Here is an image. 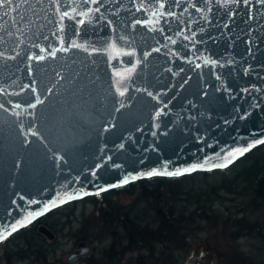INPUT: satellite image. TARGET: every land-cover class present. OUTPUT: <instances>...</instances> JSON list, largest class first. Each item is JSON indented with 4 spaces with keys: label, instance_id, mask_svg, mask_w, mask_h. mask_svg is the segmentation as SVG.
Instances as JSON below:
<instances>
[{
    "label": "water",
    "instance_id": "95a60500",
    "mask_svg": "<svg viewBox=\"0 0 264 264\" xmlns=\"http://www.w3.org/2000/svg\"><path fill=\"white\" fill-rule=\"evenodd\" d=\"M262 142L264 0H0V241L70 200ZM90 248L78 237L66 258Z\"/></svg>",
    "mask_w": 264,
    "mask_h": 264
},
{
    "label": "rangeland",
    "instance_id": "374dc122",
    "mask_svg": "<svg viewBox=\"0 0 264 264\" xmlns=\"http://www.w3.org/2000/svg\"><path fill=\"white\" fill-rule=\"evenodd\" d=\"M253 150V149H252ZM252 150H249L244 155L236 159L228 166L221 168L207 169L203 171H194L186 174H181L183 180L181 183L174 184V188H169L167 183L160 186L159 189L154 190L155 194H164L167 202L176 200V197L172 195L174 191H178L179 186L186 187L189 191V196L194 199L198 196L200 199L209 195L208 199L211 201L213 207V214L211 219H197V230L193 235H190L186 240V246L182 248L180 246H174L169 242H155L156 252L160 255H165L171 252L176 256L177 263L188 253L191 244L196 241L198 237L202 238V241L208 244L207 251L196 261L191 264H228L235 251H241L244 254H253V251L259 249L258 245L262 244V241L248 233L234 236L235 227L229 225L227 222V215L240 216L244 215L246 211L243 207H250L248 204L253 197L251 188L252 176L248 171V161L252 157ZM179 174V176H181ZM187 175V176H186ZM144 186L150 192L152 187L150 182ZM116 187V186H115ZM140 184L137 183L133 190L129 191L124 188L117 189L115 193L104 191L99 194L102 205H106L110 199L114 200L117 206L126 210L127 213L135 214L139 217L141 223H148L155 218V211L151 203L150 197L147 194L140 193ZM114 188V187H112ZM111 188V189H112ZM110 189V188H109ZM109 192V193H108ZM83 197L70 200L55 207L50 212H47L44 216L49 221H52V230L54 231L53 237H48L43 232L38 231L35 227V234L43 235V243L46 248L49 249V257L46 258V264H92L97 262L98 256H100V249H104L112 240V234H115L116 238L122 237V226L116 221L102 222L97 218L90 220L88 223L83 224L84 215L94 209V198L90 194ZM207 199V198H206ZM209 201V200H207ZM113 209L115 207H112ZM229 211V212H228ZM249 212V211H248ZM250 217L255 215L264 214V205H261L257 210L249 212ZM216 215H221L215 222L213 219ZM248 217V216H246ZM264 218V217H263ZM200 223V224H199ZM194 224V223H192ZM80 228L85 229L87 235L86 240L90 243V250L81 254L73 260L66 258L67 253L74 247L76 240V233L80 231ZM32 227L28 228L26 233L32 232ZM111 231V232H109ZM35 235V236H36ZM34 236V238H35ZM39 236V235H38ZM32 237L31 239L34 240ZM25 235L21 231H16L8 235L6 238L0 241V264H9V259L14 264L35 263L43 264L40 257L32 256H19L16 249L25 246ZM34 245V244H33ZM252 246V247H250ZM198 252V246L194 249ZM138 252H141V262L139 264H152L154 256L149 255V249L145 248L142 242H139L136 247L127 250L124 255H119L115 259L114 264H123L130 261ZM104 261V259H102Z\"/></svg>",
    "mask_w": 264,
    "mask_h": 264
},
{
    "label": "trees",
    "instance_id": "16d2710c",
    "mask_svg": "<svg viewBox=\"0 0 264 264\" xmlns=\"http://www.w3.org/2000/svg\"><path fill=\"white\" fill-rule=\"evenodd\" d=\"M252 149V157L246 166H249L247 169L249 174L252 176L251 188L253 197L248 203L250 204V207H243L249 212H253L255 209H259L261 205H264V142L256 145ZM194 171L192 172L195 173ZM182 177L185 176L151 175L132 180L107 190L110 193H115L116 190L120 188L131 191L134 189L135 185L139 183L141 186L140 193L151 196L150 200L155 211V218L148 223H141L139 217L135 216V214L127 213L126 210L120 206L118 207L112 199H110L106 205H102L101 200L103 199L100 198L99 194H102L106 190L98 194H92V197L95 201L94 209L88 211L84 215L82 220L83 224H86L90 220L96 219L94 217H97L102 222V224L104 222L106 223L114 220L116 223H119L122 226V237L116 238L115 234H112V241L107 246H104L103 250L100 249V256H98L97 262L92 264H114L115 259L118 258L119 255H124L127 250L136 247L139 242H142L145 248L149 249L150 256H154L152 259V264H178L176 256H174V254L171 252H168L165 255L155 253V242H169L175 247L180 246L182 248L183 246H186L185 244L187 238L190 235H193L198 229L196 224L198 222L197 219H211L210 215L213 214V207L211 206V201L208 199L209 195L207 193V199L205 196H203L202 199H200L198 196L192 199L189 196L190 194L187 188L179 186L178 191H174L172 193V195L176 197V200H171L169 202H167L166 196L164 194H155L154 190L159 189V187L163 186L165 183H167L169 188L171 187L173 189L174 184L172 181L181 183L183 180ZM148 182H150L153 192L144 189L145 185L149 186ZM112 207L115 208L113 209ZM248 211H246L244 215L240 216H234L231 213H228V227L231 225L236 228L234 236H240L248 233L259 238L262 241V246L259 248V253L262 254H253V256L250 254H244L241 251H235L231 257V260L228 261V264H257L259 262H263L262 264H264V214L261 213L262 215L258 214L250 217L251 214ZM44 215H42L38 220H42L49 226H52V221H49ZM217 216L219 218L221 217V215H216L214 218H212L213 222L217 220ZM38 220H34L33 222L16 230L24 233V242L26 247L22 246L19 249H16L15 252H17L19 256L24 257L35 255L37 258L40 257V259L43 261V264H46V258L50 256L49 249L46 248V245L43 243V235H36L34 232L35 227L37 228ZM30 227L33 228L32 232L30 234L26 233L28 231L27 229ZM32 237L34 240L31 239ZM76 237H87L85 229L80 228V231L76 233ZM141 254V252H138L130 261L123 264H139L141 262ZM102 259H104V261H102ZM196 263L200 264V262ZM9 264H14L11 259H9ZM20 264L35 263L23 262Z\"/></svg>",
    "mask_w": 264,
    "mask_h": 264
},
{
    "label": "snow or ice",
    "instance_id": "6c2138e0",
    "mask_svg": "<svg viewBox=\"0 0 264 264\" xmlns=\"http://www.w3.org/2000/svg\"><path fill=\"white\" fill-rule=\"evenodd\" d=\"M65 15H67V13H65ZM81 23H83V21H81ZM244 151H247V149H245ZM242 154V153H241ZM231 155H233V154H230V156ZM233 158H234V156H233ZM230 162V161H229ZM220 166H224V165H220ZM196 167H202V165H197ZM191 170H193V169H185L184 171H191ZM152 173H149V175H151ZM175 174H180V173H175ZM168 175H173V173H168ZM125 182H127V181H125ZM63 202V201H62ZM31 216H32V214H29V216L28 217H25V219H24V223H28V222H30V219H31ZM16 230V228H15V226H13V231H15ZM3 237H0V239H2Z\"/></svg>",
    "mask_w": 264,
    "mask_h": 264
},
{
    "label": "flooded vegetation",
    "instance_id": "af4514ba",
    "mask_svg": "<svg viewBox=\"0 0 264 264\" xmlns=\"http://www.w3.org/2000/svg\"><path fill=\"white\" fill-rule=\"evenodd\" d=\"M205 246H206V248H204V251H203V254L207 251V248H208V244L207 243H205ZM259 246V248L262 246V244L261 245H258ZM250 247H252V246H250ZM253 248V247H252ZM199 249V248H198ZM254 249V248H253ZM254 250H256V249H254ZM253 254H262V253H259V249L258 250H256V251H253ZM253 254H251V255H253ZM254 256V255H253ZM256 256V255H255ZM262 256V255H261ZM263 262H259V263H257V264H262Z\"/></svg>",
    "mask_w": 264,
    "mask_h": 264
}]
</instances>
